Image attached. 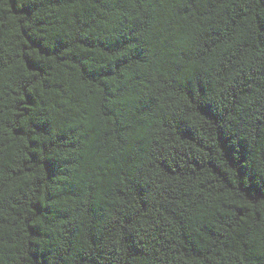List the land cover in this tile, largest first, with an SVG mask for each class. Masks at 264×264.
<instances>
[{"label":"trees","instance_id":"1","mask_svg":"<svg viewBox=\"0 0 264 264\" xmlns=\"http://www.w3.org/2000/svg\"><path fill=\"white\" fill-rule=\"evenodd\" d=\"M0 264H264V0H0Z\"/></svg>","mask_w":264,"mask_h":264}]
</instances>
